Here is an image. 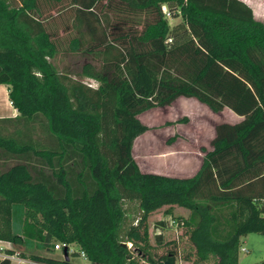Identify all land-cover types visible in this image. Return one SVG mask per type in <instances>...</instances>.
Returning a JSON list of instances; mask_svg holds the SVG:
<instances>
[{"label": "trees", "instance_id": "obj_1", "mask_svg": "<svg viewBox=\"0 0 264 264\" xmlns=\"http://www.w3.org/2000/svg\"><path fill=\"white\" fill-rule=\"evenodd\" d=\"M0 85L18 112L0 118V241L79 250L29 264H162L177 251L155 258L147 221L164 207L188 212L174 221L192 264H239L241 239L264 236V23L244 2L0 0ZM180 97L242 120L215 125L192 177L142 173L137 116Z\"/></svg>", "mask_w": 264, "mask_h": 264}, {"label": "rangeland", "instance_id": "obj_2", "mask_svg": "<svg viewBox=\"0 0 264 264\" xmlns=\"http://www.w3.org/2000/svg\"><path fill=\"white\" fill-rule=\"evenodd\" d=\"M248 5L256 19L264 21V0H242ZM180 22L179 18H168V23L173 26ZM59 68L69 65L67 61H72L69 69L73 72L79 71L81 62L78 59H59ZM83 62V60H82ZM85 83L96 87L97 84L91 80H85ZM4 87V86H2ZM183 99V98H182ZM4 98L0 97V115H5L6 106ZM175 102L170 108L155 109L141 113L137 116L139 122L144 125L147 130L135 138L132 144V156L137 163L139 170L142 173H155L160 175L180 176L184 169L191 173L189 169L193 162H181L180 155L195 154L200 145L208 146L209 140L213 136V128L216 123H232V120L237 116L231 111L228 114L211 113L205 105L199 106L195 102ZM230 113V114H229ZM13 163H9L8 167ZM127 214V225L135 224L138 218L137 207L134 203H126L124 206ZM166 207L154 212L148 218V226L150 233V242L153 245L152 254L155 258L166 255L169 251H177L174 258V264H192L186 258L191 254L192 250L187 240V235L184 234L182 228L176 226L174 221L178 217H186L188 212L184 209L172 207L169 212L165 213ZM166 222L167 228L164 231V243L161 246H155L153 236L155 235V227L158 222ZM15 226L20 229V224L15 223ZM60 244L59 242L55 243ZM129 247V246H128ZM241 248L247 252L239 251V264H258L264 260V236L259 234H249L241 239ZM7 249L13 250L15 260L12 264L17 263L16 259H21V254L25 257L30 255H52L58 259H63V253L53 248L50 254L38 250L34 244L25 248L21 246L8 245ZM73 252L79 251L75 245L71 246ZM24 260V259H23ZM70 262L77 264H91L85 257L69 259ZM21 264H28V259Z\"/></svg>", "mask_w": 264, "mask_h": 264}, {"label": "crops", "instance_id": "obj_3", "mask_svg": "<svg viewBox=\"0 0 264 264\" xmlns=\"http://www.w3.org/2000/svg\"><path fill=\"white\" fill-rule=\"evenodd\" d=\"M240 1H242V0H240ZM243 2V1H242ZM254 15V14H253ZM256 19V18H255ZM257 20H259V19H257ZM259 21H261V22H263L264 23V21L263 20H259ZM2 86H4V87H2ZM3 97L4 98V104H5V108H6V114L5 115H0V118H14V117H16L17 115H18V112L16 111V109H14L13 108V106L11 105V103H10V101H9V99H8V90H7V87L5 86V85H0V97ZM183 97H180V98H178L177 100H175L172 104H174L175 102H180L181 104H185L184 102H187V100H188V102H195L196 104H198L199 106H201V107H203L202 105H200V103L199 102H197L195 99H192V98H183ZM172 104H171V106H172ZM171 106H169V107H165V108H170ZM165 108H155V109H165ZM205 108H207V107H205ZM155 109H152V110H155ZM208 109V108H207ZM151 110V111H152ZM209 110V109H208ZM226 110H228V109H224L222 112H219V113H226V114H228L227 112L228 111H226ZM150 111V110H149ZM210 111V110H209ZM230 111V110H229ZM146 112H148V111H146ZM211 112V111H210ZM211 113H213V112H211ZM219 113H216V114H219ZM230 114V113H229ZM234 114V113H233ZM237 116V115H236ZM242 120V118L241 117H236V118H234V120H232V123H228V124H236V123H238V122H240ZM223 123H225V122H223ZM217 124H221V122L220 123H216L215 125H217ZM215 127V126H214ZM213 137H214V128H213V136H212V138L209 140V142H208V146L206 147V145H200V146H198V148H197V152L195 153V154H191V155H187V154H182V155H180V159H181V162H186V161H191V162H193V165L192 166H190L189 167V169H192L191 170V173H187L186 172V170H187V168L186 169H184L183 168V172L182 173H180V174H178V175H180V176H170V177H178V178H188V177H192L193 175H195L196 174V172L199 170V168H200V165H201V162H202V159H203V156H204V152L205 151H210L211 150V148H210V141L213 139ZM153 174H155V173H153ZM158 175H160V174H158ZM164 176H169V175H164ZM240 250H241V248H240ZM247 251V250H246ZM15 260V259H14ZM13 260V261H14ZM23 261H25V259L23 260V258H22V260L20 259L19 261H17V263H15V264H21V263H18V262H23ZM11 264H12V261H11ZM25 264V263H24ZM29 264V263H28Z\"/></svg>", "mask_w": 264, "mask_h": 264}, {"label": "built area", "instance_id": "obj_4", "mask_svg": "<svg viewBox=\"0 0 264 264\" xmlns=\"http://www.w3.org/2000/svg\"><path fill=\"white\" fill-rule=\"evenodd\" d=\"M163 13L167 18L171 17V15L164 7H163ZM8 245L10 244L0 241V259H9L10 261H13L15 259V256H8L5 252L7 250ZM128 246L130 247V244H128ZM54 249L59 250L61 252H64V249H66V251H68L69 253L73 252L71 248L69 246H66L65 244H57L54 246ZM241 251L247 252L244 248H241ZM81 256L84 257V254L81 253ZM16 260L19 261L20 259H16Z\"/></svg>", "mask_w": 264, "mask_h": 264}, {"label": "water", "instance_id": "obj_5", "mask_svg": "<svg viewBox=\"0 0 264 264\" xmlns=\"http://www.w3.org/2000/svg\"><path fill=\"white\" fill-rule=\"evenodd\" d=\"M64 256L66 257V259L68 260V257H67V251L66 249H64ZM162 264H174V258L172 257H169L164 263Z\"/></svg>", "mask_w": 264, "mask_h": 264}]
</instances>
